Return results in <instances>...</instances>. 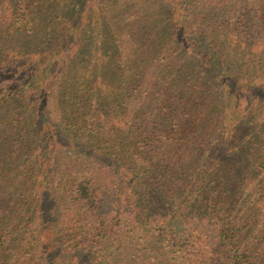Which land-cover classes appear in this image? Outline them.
<instances>
[{
  "label": "trees",
  "instance_id": "1",
  "mask_svg": "<svg viewBox=\"0 0 264 264\" xmlns=\"http://www.w3.org/2000/svg\"><path fill=\"white\" fill-rule=\"evenodd\" d=\"M0 264H264V0H0Z\"/></svg>",
  "mask_w": 264,
  "mask_h": 264
}]
</instances>
